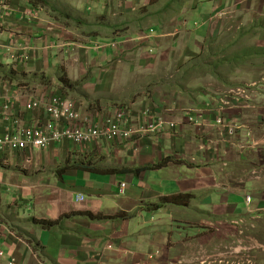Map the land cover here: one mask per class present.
I'll list each match as a JSON object with an SVG mask.
<instances>
[{
  "label": "crops",
  "instance_id": "0c3cea01",
  "mask_svg": "<svg viewBox=\"0 0 264 264\" xmlns=\"http://www.w3.org/2000/svg\"><path fill=\"white\" fill-rule=\"evenodd\" d=\"M46 1L44 9L71 10L78 24L99 31L86 39L29 0H0V97L31 123L37 111L25 110L20 87L31 96L66 86L96 123L124 108L121 124L131 134L1 153L0 264H173L167 253H177L178 225L188 232L216 218L264 219V0ZM222 14L230 17L207 23ZM231 31L227 60L236 63V79L262 92L257 107L231 109L209 93L183 103L144 89L142 78L192 60ZM249 35L250 45L242 44ZM23 53L28 59H18ZM68 157L78 165L63 168ZM178 194L191 198L156 206ZM34 218L60 220L42 228Z\"/></svg>",
  "mask_w": 264,
  "mask_h": 264
},
{
  "label": "rangeland",
  "instance_id": "374dc122",
  "mask_svg": "<svg viewBox=\"0 0 264 264\" xmlns=\"http://www.w3.org/2000/svg\"><path fill=\"white\" fill-rule=\"evenodd\" d=\"M56 1H58V3H62L61 0ZM184 1L185 0H181L182 3H184ZM54 3L51 4L54 5ZM37 6H40L42 11H49V13H51L61 24L71 26L78 31H81L86 39L89 38L92 32L97 33L99 31L98 29L89 27L91 24L85 25L87 21L84 19L83 24H78L74 20L76 15L71 10L64 9V12L56 7H51L52 9H50L47 6V8L44 9V6L42 5ZM1 13L2 10L0 9V14ZM224 17L228 18L230 16L229 14L224 16L222 14L210 18L207 23H210L217 18L220 19H217L220 23ZM210 24H214V22ZM120 31H125V29ZM234 36L235 33L233 31L227 33L222 40L220 39L221 42L220 40H216L215 44L211 46L212 48L207 47L205 49H201V51L193 56L192 60H188V62L175 61L165 63L162 70L159 69L154 73V75L142 78L141 84H143L145 79H147V82L145 83L146 88L144 89L162 90L159 92L161 95H164L166 92H170V96L173 97L174 95L176 98H181L182 100H180V102L183 103L194 100L196 96H199V94L209 93L213 94V98H218L220 103H225V107L231 109H253L257 107V105L253 102L255 101L256 96L261 95L262 92L259 93L257 89L253 91V88L257 87V85H247L249 82H245L244 76L240 79H236L234 76V73L236 72V63L235 61L227 60L230 53L227 52V49L231 47L226 46L225 44L226 42L232 40ZM250 40L251 35L246 36L244 37L242 44L250 45ZM232 47L235 46L232 45ZM259 63H262V61L260 60ZM2 70L4 71V69ZM68 81L69 80L66 78H63V85L68 84ZM230 81H233V83ZM242 82L245 83L241 84ZM235 83H239L241 86L234 88L230 91V93H221L222 88H225L226 85H234ZM155 85L158 87L159 85H162V87L161 89H158ZM47 88L49 87L47 86ZM144 89L141 90L140 94L143 93ZM71 94L78 95V92L75 91L69 93L66 90V86H64L61 90H56L55 97L67 98L71 100L75 109H71V112L74 113L76 111L79 121L82 120L87 127H100L107 119L113 116H107L104 121L95 123L92 114L84 116L80 113L76 105V100ZM121 95L118 96L121 97ZM34 96L35 94L31 95V97ZM183 103L181 105H185ZM121 106L123 105H120L119 107ZM56 110L59 115H62L64 114L66 108H59L58 106ZM36 111L40 114L45 113V104L37 108ZM50 112L52 114L53 110H50ZM15 117H17V114L15 115V108H0V147H2L0 154H10L14 150H19L23 151L24 156H26V151L24 152V150L33 148L27 147L26 149H22L18 147L16 149L15 146L9 143L5 144L4 142V138L8 135L7 132L13 128ZM50 118H52L51 115ZM5 122H8V124L4 130L1 131V126ZM119 123L117 124L119 125ZM221 126L223 125H220V127ZM218 129H220L219 126ZM114 136L118 138V130H116V134ZM93 140H98V138H89L82 141L78 145L85 146V144H89ZM25 160L28 159L26 158ZM25 160L21 161L20 164H17L16 162L15 164L9 163L8 165L21 166L26 163ZM35 170L32 171L33 174L35 173ZM21 171L25 173L28 172L25 168ZM240 218L242 219L216 218L212 220L211 224H208L205 227L195 226L188 232L186 223L178 225L183 228L184 231H181L180 234H183V236L177 241V253L171 254V252H169L167 254L170 255V258L171 256H174L172 258L174 262L173 264H264V219L251 220L246 216ZM27 238L30 239L28 236ZM30 242L33 244L35 243V241L32 242V238L30 239ZM166 260L167 259L164 260V264H169Z\"/></svg>",
  "mask_w": 264,
  "mask_h": 264
},
{
  "label": "built area",
  "instance_id": "2783aa9c",
  "mask_svg": "<svg viewBox=\"0 0 264 264\" xmlns=\"http://www.w3.org/2000/svg\"><path fill=\"white\" fill-rule=\"evenodd\" d=\"M45 104L46 114L43 119L37 118L34 123H27L21 117H15L12 130L7 132L4 142L9 143L17 149H26L27 147L39 149L46 147L51 141L60 139L61 137L70 138L77 143H81L89 138H99L105 136L107 138L115 137L116 130L119 129L113 121H107L105 126L86 127L82 128L81 121H79L78 114L74 109L73 102L67 98H57L54 94L48 97H31L28 96L25 101L27 109H37ZM66 108L64 114L59 115L56 108ZM4 108H10L7 105ZM50 110H53L51 114ZM75 110V109H74ZM50 115L52 118H50ZM43 121L40 125L39 123ZM66 123V127H60V123ZM120 134V133H119ZM129 131H125L124 136H128ZM2 151V147H0ZM250 198H247L249 201Z\"/></svg>",
  "mask_w": 264,
  "mask_h": 264
},
{
  "label": "clouds",
  "instance_id": "9594fccd",
  "mask_svg": "<svg viewBox=\"0 0 264 264\" xmlns=\"http://www.w3.org/2000/svg\"><path fill=\"white\" fill-rule=\"evenodd\" d=\"M5 8H6V6H4ZM2 11L3 10H5V9H1ZM18 59H21V60H26V59H28V56L26 55V54H22V55H20V57L18 58ZM20 90H21V94H23L24 96H26V97H28L29 95H26V94H24L25 93V88H23L22 86L20 87ZM55 92H56V90H54L51 86L49 87V88H45L43 91H42V94H36L35 92H32V91H29V93L30 94H35V96L37 97H45V96H49L50 94H54L55 95ZM27 100V99H26ZM25 100V101H26ZM25 101H24V104L23 105H25ZM8 106V107H10V108H12V109H14L13 108V102L9 99V98H7V96H4L3 98H1L0 97V108L1 107H5V106ZM25 110H28V111H34V110H36V109H27L26 108V106H25ZM46 114V112L45 113H42V114H38L37 112H36V114H35V120L33 121V122H31V123H34V122H36V119L37 118H39L40 117V119H43L42 117L44 116ZM24 115V114H23ZM23 115L22 116H19L18 114H17V116H19V117H21V118H23ZM125 115H126V111H125V109L124 108H120L111 118H109V119H107L105 122H104V124L102 125V127H104L105 126V123L109 120V121H113L116 125H117V127H118V129H119V136L118 137H124V138H128L129 136H130V134H131V130L129 129V128H126L125 126H123L122 124H121V122L122 121H124L125 120ZM24 119V118H23ZM25 121V120H24ZM95 122V121H94ZM120 122V123H119ZM28 123V122H27ZM31 123H29V124H31ZM43 123V121L41 120V122L39 123L40 125ZM67 123V122H66ZM66 123H64V122H61L60 123V127H66ZM81 123H82V125H81V127L82 128H84V129H86V125L82 122V120H81ZM96 123V122H95ZM117 123H119V125L117 124ZM217 125H223V123H222V121H221V119H219L218 121H217ZM125 131H129V134H128V136H124V133H125ZM228 131L231 133V132H233V129L232 128H229L228 129ZM114 138H116V136L115 137H112V138H107V137H105V136H102V138L101 137H99L98 139H105V140H113ZM63 140H70L71 142H73L74 144H76V145H78V144H80V143H77V142H75V141H73L72 139H70V138H66V137H61L60 139H57V140H54V141H51L46 147H43V148H39V149H35V150H41V149H45V148H47V147H49L50 145H52V144H55V143H59V142H61V141H63ZM66 161V160H65ZM125 182H123L122 184H121V187H125ZM248 198V197H247ZM250 198V197H249ZM250 201V200H249ZM249 201H247V202H249ZM158 203V202H157ZM167 205H169V204H167ZM170 205H174V204H170ZM165 206V205H164Z\"/></svg>",
  "mask_w": 264,
  "mask_h": 264
},
{
  "label": "trees",
  "instance_id": "16d2710c",
  "mask_svg": "<svg viewBox=\"0 0 264 264\" xmlns=\"http://www.w3.org/2000/svg\"><path fill=\"white\" fill-rule=\"evenodd\" d=\"M33 5H42V6H46V5H49L46 0H29ZM169 161V158H165L163 161H161L160 163L156 164V165H163L165 164L166 162ZM78 164L76 163V160H72L70 159V157H68L63 165V168H66L68 166H77ZM124 171L127 170L128 168H122ZM191 198L190 195L188 194H178V195H175V196H166V197H163L161 198V200H159L158 203H156V206L158 207H162L164 205H167V204H174V205H186V203L188 202V200ZM83 214H86V215H90L91 217H94L92 215L91 212H83ZM70 214H65L62 218L66 217V216H69ZM120 214H117L115 216H111L109 218H116V217H119ZM95 217H98L95 216ZM59 220L60 218L58 219V223H59ZM34 224L36 225H39L41 226L42 228H51L53 227L55 224H57V221L56 222H51V221H44V220H37V219H32L31 220Z\"/></svg>",
  "mask_w": 264,
  "mask_h": 264
}]
</instances>
